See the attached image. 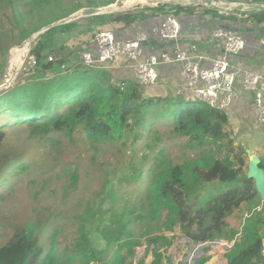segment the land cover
Masks as SVG:
<instances>
[{"label":"trees","instance_id":"trees-1","mask_svg":"<svg viewBox=\"0 0 264 264\" xmlns=\"http://www.w3.org/2000/svg\"><path fill=\"white\" fill-rule=\"evenodd\" d=\"M70 1L0 0V67L7 50L20 45L38 31L40 22H56L82 7L71 5ZM115 1L97 0L98 4L90 2L85 6L104 7ZM125 1L119 0L116 4ZM158 5L131 0L120 9L126 11ZM164 9L147 7L115 16L96 15L80 23L49 29L30 50L29 56L36 60L30 75L23 79L24 82L19 81L0 93V147L11 127H24L32 136L43 138V142L68 151L78 150L79 145L84 146L86 141L113 145L116 142L125 144L131 139L132 144H136L157 132L158 127H164L174 137L186 139L187 146L201 150L214 146L218 154L154 171L141 207L113 210L108 224L99 227L105 243L103 249L90 244L82 225L81 228L76 227L70 237L71 228L64 227L65 218L54 212L50 216L51 222H60L58 228L47 230V224L39 220L17 226L11 238L0 246V264H134L129 259L144 246V242L135 235L132 225L144 220L155 222L163 211L165 219L162 226L156 224L154 229H147L146 234L154 230L171 231L179 226L183 236L194 245L216 240L233 243L231 251L224 256L223 264H263L260 249L264 233V205L258 198L253 180L246 177L247 154L241 145H234L224 110L212 108L190 96H147L145 87L141 90L132 81L113 83L111 75L99 65L72 62L80 59L83 46L71 51L64 44L88 34L93 40L104 26L115 24L126 28L144 18L163 15ZM168 9L175 16L192 10L185 6ZM210 13L218 16L215 11ZM228 19L261 24L264 23V12L244 14L239 20L229 15ZM51 55H55L54 61H48ZM66 63L70 64L62 68ZM162 157L163 150L155 159ZM8 165L6 159H1L0 181L4 179L3 172ZM154 167L158 170L157 162ZM259 167L264 170L263 163ZM55 177L68 182L63 185V197H67L71 188L75 190L80 181L76 163L66 160L60 161ZM52 180L49 177L46 181ZM118 195L110 192L112 208L119 200ZM242 205L247 214L240 230H224L226 218ZM258 207L261 211L256 210ZM77 219L72 217L71 223H76ZM160 240L165 241L157 237L145 244L146 249L150 248V264L162 261L158 246ZM209 249V246L202 249V255L195 264H205L210 259L206 255Z\"/></svg>","mask_w":264,"mask_h":264},{"label":"rangeland","instance_id":"rangeland-1","mask_svg":"<svg viewBox=\"0 0 264 264\" xmlns=\"http://www.w3.org/2000/svg\"><path fill=\"white\" fill-rule=\"evenodd\" d=\"M118 1L116 0L112 4ZM150 1L154 2L157 0ZM161 1L162 3H158L161 5L148 2L149 5L158 6H141L126 11L121 10V5L119 4L120 7L115 9L105 8L106 10L99 13L112 12L108 15L115 16L144 10L147 7H164L163 15H165L171 12L168 8L175 6H185L191 9L201 6L193 5V2L201 0ZM261 1L264 0H256V2ZM90 2L95 4L97 0L70 1L71 5L74 3L82 6L70 16L88 8L98 10L99 7H102L97 5L85 6ZM72 10L73 8H70V11ZM214 10L222 14L228 11L224 8H216ZM84 13L86 11L77 15ZM66 18H60L56 22H48L47 24L43 20L39 23L38 27L41 28L38 31L32 33L20 45L10 47L7 50L4 63L0 67V85L3 88L9 86L12 88L19 81L24 82L23 79L30 75L29 71L34 67L29 56L32 51L31 48L35 47L36 42L45 33L38 37L37 41L35 35L45 27ZM83 19L85 18L75 22L80 23ZM100 29L114 33L116 25H107ZM91 38L92 36L88 34L72 38L64 44L71 51L76 50L77 47L84 46L80 52L82 53L87 50L85 45L88 44L87 42ZM63 57H66V55H63ZM72 62H81V59L77 58ZM69 64L62 65V68H66ZM3 79L4 84L1 83ZM7 133V138L0 147V162L4 158L9 164L3 172L5 174L4 179L0 181V246L11 238L17 226H26L28 223H35L39 220L43 224H47V230L60 227L61 223L51 222L50 217L54 212H59L66 220L64 227L67 229L71 228L70 237L71 232L76 230V227L81 228L82 225L90 244L94 248L101 250L104 248L105 243L100 235L99 227L108 224L113 210L123 211L130 210L133 206L138 209L141 207L144 196L149 191L147 187L152 180L154 171L160 172L169 165L195 162L203 156L212 153L214 155L218 154L214 146L205 147L202 150L196 147H189L186 139L174 137L164 127H158L157 132L147 135L136 144H132L131 139L127 140L125 144L116 142L113 145L86 141L84 146L80 147L79 145L78 150L74 151H68L64 147L58 149L52 146L50 142H43V138L32 136L30 131L24 127H11L7 130ZM56 149H58V155H56ZM161 150H163V157L155 159ZM61 160L75 162L80 174V181L76 189L72 190L73 188H71L67 197H63V185H67L68 182L66 180H58L55 177V172L59 171ZM22 161L24 163L21 165L20 162ZM156 162L158 163V170H155L154 167ZM11 175L14 177H11ZM49 177H52L53 180L46 181ZM110 192L119 194V200L113 208ZM262 204L264 205V202ZM141 214L144 215L145 212H141ZM246 214L245 206L242 205L239 210L234 211L233 214L226 218V226L223 229L240 230ZM72 217H78L76 223H71ZM164 219L165 211L162 212L155 222L144 220L132 225L131 229L134 230L135 235L139 239L143 240L144 246L138 249L135 256L129 259L130 262L134 264H150L152 259L150 248L146 249L145 244L157 237L165 239V241L160 240L158 243L163 257L160 264H188L189 261V264H193V261L201 255V250H196L195 253H192L191 242L183 236L179 226L174 227L171 231L157 232L154 230L150 234L145 233L147 229H154L156 224L162 226ZM64 227L63 230L67 233L68 231H65ZM67 234L69 235V232ZM228 246L232 248V243L229 242ZM209 248L207 255L211 258L205 264H223L224 256L227 254L226 248H221L218 245H212ZM146 251L149 252L144 255Z\"/></svg>","mask_w":264,"mask_h":264},{"label":"crops","instance_id":"crops-1","mask_svg":"<svg viewBox=\"0 0 264 264\" xmlns=\"http://www.w3.org/2000/svg\"><path fill=\"white\" fill-rule=\"evenodd\" d=\"M193 5L201 6L176 16L181 25L178 44L193 58L201 57L200 67L209 68L211 61L222 51L221 41L211 38L210 31L217 27H228L237 30L245 41V48L239 54L229 57L230 71L251 72L264 78V50L257 45L258 40L264 37V23H241L239 20L244 14L264 12V10H259L264 6L248 4L247 0H208V4L196 3ZM216 8H224L228 11L222 14L214 10ZM211 10L215 11L218 16H213L210 13ZM229 15L237 17L239 21L229 20ZM161 20L162 15H158L144 18L126 28L116 25L113 34L116 40H128L135 31L148 30L150 27L159 25ZM87 43L85 47L87 46V50L93 52V41L90 40ZM172 46V43L154 40L144 45V58L150 54L158 53L160 50H170ZM99 66L105 69L112 79L117 81L132 80L130 66L123 60ZM157 74V81L153 85L145 87L147 96L175 95L179 90L183 92L184 97L190 96L179 75L177 64L162 63L157 67ZM239 80L240 78H237L234 84L238 98L224 110L227 115L228 129L232 132L234 144L241 145L245 150L251 152L264 166V124L256 121L257 110L253 103V95L242 90ZM249 160L250 158L247 156V163Z\"/></svg>","mask_w":264,"mask_h":264},{"label":"built area","instance_id":"built-area-1","mask_svg":"<svg viewBox=\"0 0 264 264\" xmlns=\"http://www.w3.org/2000/svg\"><path fill=\"white\" fill-rule=\"evenodd\" d=\"M247 1L248 4L264 6V1ZM259 10H264V7ZM180 31V21L171 13L162 15L159 25L150 27L148 30L135 31L133 36L128 40H116L111 31L102 30L95 34L92 40L94 51L86 50L81 53V63L84 65H103L123 60L130 66L131 81L138 84L141 90L144 87L153 85L157 81V67L160 64L175 63L179 66V75L190 97L204 102L212 108L222 110H225L238 98V94L234 90V84L237 78H240L239 83L242 90L253 95V103L257 110L256 121L264 124V78L251 72L241 73V70L230 71L229 69V57L239 54L245 48V41L242 35L237 30L228 27L212 29L209 33L210 37L221 41L222 51L211 61L209 68H201L199 64L201 57L193 58L188 51L178 44ZM154 40L172 43L173 46L170 50H160L158 53L150 54L144 58V45ZM257 45L264 50V37L258 40ZM55 59V55L48 57V61H54ZM31 64L32 66L36 64L35 58H31ZM112 82L119 83L115 79H112ZM175 95L183 96V92L179 90ZM256 210L261 211V207H258ZM226 242L216 240L198 245H194L191 242V247H193L192 253H195L196 250H201L202 255L204 247L218 245L221 248L225 247L228 254L232 248L228 246L229 242ZM260 255L264 264V233L261 237ZM195 260L193 264H195Z\"/></svg>","mask_w":264,"mask_h":264},{"label":"water","instance_id":"water-1","mask_svg":"<svg viewBox=\"0 0 264 264\" xmlns=\"http://www.w3.org/2000/svg\"><path fill=\"white\" fill-rule=\"evenodd\" d=\"M115 4H111V5H108L106 7H99V8L100 9H105V8H109V7H111V6L115 5ZM173 4L177 5L176 3H173ZM206 6L213 7L211 5H206ZM92 9H94V8H88V9L82 10V11H80L78 13H75V14L71 15L70 17H68L66 19H62V20L58 21L55 24H51V25L45 27L43 30L39 31L36 35H38V37H40L41 35L46 33L49 29H51V28H53L55 26L69 24V23L75 22V21H77V20H79L81 18H88V17H92V16H96V15H108V14L112 13V12H110V13L91 14L88 11L92 10ZM84 11H86V13H84L82 15H77V14H79L81 12H84ZM36 44H37V42H36ZM1 83L4 84V79L2 80ZM0 87H1V85H0ZM9 87L0 88V93L11 89V87L10 88ZM245 151H246L247 156L250 158V160L247 163L246 177L248 179H252L253 180L255 191H256L257 195L259 196V199L261 200V202H264V170L259 167L260 160L258 158H256L255 156H253L252 153L249 152L248 150H245Z\"/></svg>","mask_w":264,"mask_h":264},{"label":"bare ground","instance_id":"bare-ground-1","mask_svg":"<svg viewBox=\"0 0 264 264\" xmlns=\"http://www.w3.org/2000/svg\"><path fill=\"white\" fill-rule=\"evenodd\" d=\"M131 0H127V1H125V2H123L122 4H120L121 5V7H124V6H127L128 4H129V2H130ZM143 1H145V2H150V3H156V4H158V3H162V1L161 0H157V1H150V0H143ZM194 4H198V3H200V4H208V0H201V1H196V2H193ZM120 5H113V6H111V7H109V9H115V8H117V7H120ZM104 10H106V9H98V10H89V12L91 13V12H94V13H99V12H102V11H104ZM131 10V9H130ZM93 14V13H92ZM36 37L38 36V35H35ZM30 40H31V38H30ZM0 88H3V86H1Z\"/></svg>","mask_w":264,"mask_h":264}]
</instances>
